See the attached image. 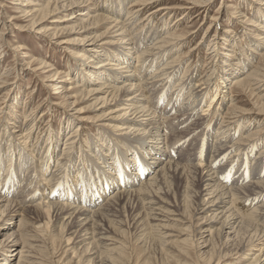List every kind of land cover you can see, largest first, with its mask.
<instances>
[{
    "label": "rangeland",
    "instance_id": "obj_1",
    "mask_svg": "<svg viewBox=\"0 0 264 264\" xmlns=\"http://www.w3.org/2000/svg\"><path fill=\"white\" fill-rule=\"evenodd\" d=\"M104 1L105 0H89L87 1L88 3H86L85 1H80L72 9L59 10L57 13H53L51 15L48 14V12H41L37 14V17L35 19L36 23L33 24L31 22L33 21L32 17H26L21 13V11L28 8L22 7L21 5H19V3L17 4V2H13V0H0V137L2 138L4 134L5 136H7V134H10V128L14 127H9L7 125V120H13L14 123L18 124L22 123L21 127L23 125L24 130H27L29 128L28 125H30V127L34 126L33 131L31 133L29 132V135L25 136V133H28V131H24V133L22 134L20 132H17L15 135H13V137L16 136V139L18 141L17 144L20 146V151L14 152L15 156H13L11 168L16 166L17 160H20L18 159L20 157V153L24 152V156H21V160L28 159L27 165L28 167L32 165L35 178L39 175V177H37L38 179L36 178L37 183L35 185L31 183L32 186L29 187L30 189L25 190V193L28 194L29 191H32L34 192V194L37 193L36 197H39L44 191L43 196H45L44 198H46L44 203L53 201L57 203L64 202L72 204L73 202H71L70 200H61V197L64 196V198L70 199V197L74 194V196H77L82 202L81 197L84 196L83 191H85V189L87 188V186L84 185L83 191H81V187H74L75 182L69 181L71 179V176L68 181L63 182L64 178H67V176L70 174L69 172H72L74 169L75 172L76 168L78 169L82 167L78 163H80V157H83V154L79 153V151L75 149L76 151H72L73 156L71 157L70 161L66 160L65 156H61L59 158L63 149L68 148V146L66 147L65 142L67 140V137L71 135L72 129L74 128L73 127L69 128L68 130H64L67 127V120H70V122H73V124H75L76 126L78 125L79 133H82L84 136H86V138H90V140L88 139V142H92L91 140L94 141L95 137H98L101 132L107 129H111L110 124L108 125L107 123L110 122L111 118L117 116L118 114L117 111L119 110V104H117V101H109L108 103H105L103 105L101 104L102 99L98 100L99 98L104 97L103 93L99 96H81L77 94L75 96L73 94L72 97L70 95L69 97H67V99H65V95L59 94V92H61L59 88L69 87L72 85L70 83H57L59 81L66 80L65 78L58 79L57 77H65L71 71H74L75 68L79 67L77 61L81 62L82 59H76L79 57L76 55L78 54V51L80 52L83 46L90 48L88 46L90 42L83 43L81 42L82 39H85L86 37H98V46H104L107 49H109V46L110 48L112 47L108 44H114V38H116V34L119 29L115 28L116 24L113 15L109 14L108 12L104 13L100 11L103 6L105 7L106 3ZM117 1L121 2L122 0H114V2ZM107 2H109V0H107ZM11 3L15 5H11ZM261 3H264V0H127L124 5L123 11H121L125 16L121 14V19L119 20L120 22H125L126 18L134 16L132 17V19H134L130 22L131 24L126 23L128 29L132 30L135 28L134 30H132L133 34L140 33L143 41L147 42V44L149 45L148 47L153 48H151L150 54H155L158 52L156 56L159 57V51L154 48L157 40H160L159 42H161V40L163 39L165 41L169 39L170 41H173L172 43L169 42L171 45L169 43L164 44L167 46H165V49L168 51V53L170 52L169 59H164L162 57V60H158L155 64L156 66L154 65V67H157V64H161L158 70L160 74L158 73L159 75L157 76H160L161 73L165 75H161L160 78L152 79V76H149V74L157 73L156 71H154L155 68L152 67L153 69H147V72L149 71V73L144 74L143 81L145 79H149L147 80L148 83L152 84V82H156L154 84L156 89L154 88V86H150V95L153 96L158 93L157 91H159L163 85L165 86L163 92L158 93V97H160L158 104L160 105V107H158V104L157 107L160 110V112L158 111L159 113L171 110L169 114L170 117L171 115L172 118L175 116L176 118H174L177 120H175L174 123L177 125V128L180 127L178 128V138L176 137L178 144L176 145L175 152L178 156V159L175 158L176 162L178 161L179 164H181L180 167H182L184 166V161L185 164L187 163V159L192 158V161L194 160L192 163L197 164V158L199 159L201 157L203 162H201V170H199V172L203 171L200 174L202 175V177L204 176V179L208 178V175L210 174H215L216 171L217 173H219V170L223 167L226 168L229 173V179L225 178V180H227L226 183H233L234 180L237 181L239 179H241V182L239 180V183L243 184H251V182H257L260 181V179L264 180V99H261V97L264 98V47H262L257 54L254 52L256 54V56L254 57L255 60H253L254 62L251 64V66L248 65L247 69L244 71L246 75L243 77L249 78V80L251 81V85L245 84L243 82L241 83V81L235 82L232 85H230L231 83H228V87H225L222 90L224 91L226 99L224 98L223 101L221 100L219 102V108L217 106L215 109L217 111L211 110L204 113L203 105H201L203 103L200 104V101L196 106H194H198V108L196 109L193 106L188 105L191 101L197 100L194 98L200 96L201 94L202 96H204V93H206L207 86L209 85L208 83H210V81L212 83L216 82V77L219 75L222 76V74L220 73H222L229 64L228 62H226L227 59H230L229 56L240 55L243 57L246 53L247 46L252 45L249 50L253 51L254 46H256L257 42L263 39L264 35H261V32H259L257 27L255 28V26L253 27L251 25V20H253V18H259ZM90 7H92V9H90ZM95 8H97L98 10ZM93 10L98 13H94ZM109 10H111V8H109ZM129 12H131L130 15H128ZM82 14H89L90 16L99 14L101 15V17L105 18V20L103 18L98 21H93L91 19L87 20L85 24L93 21L94 25L89 26L88 30L85 31L86 33H82L83 30H81L80 27V19L86 20ZM52 34H56V36H52ZM148 35L149 37H147ZM157 35H161L160 39L154 40L150 43L149 41L155 39V36ZM179 37H181L182 39H177ZM148 38L151 39L148 40ZM75 39H80V41H75ZM217 42L219 43V45H217L219 46L218 51L220 50L218 52L219 56H217V52L213 50V47L215 46V44H217ZM209 45H211L212 47ZM211 57H213V59ZM250 58L251 57L249 56V59ZM172 60L174 62H172ZM51 72H54L52 73L53 75L59 72V75L54 78H50L49 74ZM157 82L158 84L159 82H161V85L159 84L160 88L157 87ZM178 83L182 84L179 85ZM184 83L187 84V86L191 85L190 89H192L190 93L191 97L189 99V103L187 102L184 106L181 107L180 102L184 100L185 97L178 100L176 98L177 95L184 89ZM112 84L114 85V83ZM241 85L244 87H242ZM96 87L99 88V86ZM180 87L183 89H181ZM176 88H178V90ZM107 90L111 91V89ZM174 91L176 92L175 97L172 101H170V96H172ZM70 97L74 99H70ZM209 98V103H211L214 97L213 95H210ZM74 101H76V103L75 105H72ZM192 110L197 113L193 112ZM195 114L196 124L193 125L194 127H192L188 131L187 127L190 123H187V119L189 115ZM61 126H65L64 129ZM227 130H231L232 133L228 132ZM58 133L60 134V139L58 140V151L53 155V159L50 162H47V159L45 160V167H49L50 165V169L47 170L46 168V175L44 178H41L40 176L43 173L40 167L42 166L43 168L44 166V163H42L43 160H41L43 156L42 153L47 148L49 143L53 144L55 142V136L58 137ZM221 133L224 134L219 136ZM29 136L31 138H28ZM179 136L181 139L179 138ZM216 136H219L220 138H218L217 143ZM21 137L25 138L26 141ZM227 137L229 138V141H227L228 139L225 140V138ZM222 140L226 142H223ZM24 141H28V143L23 144L22 142ZM239 141H242V143L236 145V143ZM0 142V155L6 157L5 164L2 163L1 166L4 169L2 168L1 170L0 167V174H2L0 175L1 188L2 177H4L7 173L6 169H8V166L10 165L9 160L12 157L11 155L13 153H11L10 155V152L7 151V149L10 148L11 144L7 141V138ZM11 142L13 143L14 141ZM36 142H38V145H36ZM221 142L227 144L225 148L221 147V149L223 150V152L229 151L228 156L222 159L220 164H213L214 169L210 171V161L213 158L214 152L212 148L216 146L215 144H219ZM251 144H254L255 147L249 148ZM79 146L80 145H78V147ZM87 147L84 150L85 152H88L89 149L90 151H92L90 152L91 154L95 153L94 146H89L88 148ZM33 148L36 149L34 154L30 151ZM25 149H28V153L25 151ZM114 149L116 148H113L112 151H114ZM245 149L249 153H244ZM252 149L254 150V152ZM235 153L238 154L239 158H241L242 156H246L244 157L246 159L241 160L246 164L245 170L243 168V170L246 172L244 176L242 175L243 172L237 168L236 164L239 163V161L231 164V167L226 165L228 162L227 160L230 161V158ZM243 153L248 155H243ZM260 154L262 155L261 157H259ZM93 155H97V152ZM131 155L133 156L130 150L127 153V157L129 158H127L128 162L132 157ZM97 156L101 158L99 153ZM181 156L182 158H179ZM47 157L48 156H45L44 158ZM63 158L65 159V161ZM125 159L121 162L122 166L125 164L123 168H127ZM63 161L64 164L67 165L66 167L64 166L66 168L65 171L67 172L70 170L68 172V175H60L61 172H58L59 174H57V171H59V169H64V167L62 166ZM58 165L59 168L56 169L55 167ZM259 167L262 169H260ZM86 168L87 167L84 165L83 169ZM132 170H130V172L134 173L135 171ZM186 171L188 173V177H192L195 179V177H193L188 170ZM2 172H4L5 174ZM25 172L26 170L13 173V178H15L17 174L19 176L15 178L17 181L14 180V182H12L9 186L10 190H8V192L11 193L13 191V194L11 193L9 196H5V200L8 201L10 198L14 199V192L19 189L22 182H26L24 179H26L27 173L25 175ZM72 174L74 175V173ZM152 175H155L154 171L146 173L144 175L145 178L143 179V181L145 182ZM58 176L59 178H61L59 181L62 180L59 183L62 186L58 185L57 187L55 186V188L51 186V190H48V184L44 179H47L48 177L49 179L54 177L55 180L52 181H56ZM186 178L187 177L184 176V179L187 182ZM81 180L82 179L80 178L79 181H76V183H79ZM140 181H142V179ZM43 183H45V185H43ZM174 183L177 185H173L171 187V189H173V193H171V190V194L169 193L165 196L166 200L172 204V207H169V210L174 211L172 212L173 216L171 217V219L177 222L176 224L167 223L169 225H173L171 227L172 229H169L171 231L167 232V241L168 243H172L171 246H168L167 244V247H162L161 251L160 246L162 244V241H160L161 244L158 242L159 239L161 240L160 235L158 238H153L155 232H152L153 234L150 235V239H141V241L138 240L136 234L139 233V230L137 229L138 221L141 218H149V213L141 203H137L135 199L131 198L132 200H128V203L125 206L126 208L121 205H117L113 213L109 214V216L104 217V219L100 217L95 222L96 226L92 231L88 232V237L91 236V232L95 231L94 237L97 239L101 237L100 239L103 242L100 244L96 241L95 246L93 244L91 245L92 247L94 246L93 248H91L92 250L87 248V250L84 252L85 254L83 253V256L82 254H79L80 256L74 255L78 254L75 252V250L73 252V249L76 245V240L74 235L72 234L78 229L76 228L77 223L76 219L74 218L75 215L74 217L72 216V218L69 219L67 216L63 217L64 215L62 216L60 212H51L52 216L51 214L48 216L47 210H44L45 213L43 214L40 213L43 211H37L38 215L41 214L40 216L42 217V219H44V221L43 223L40 222L38 225H36L39 227H36V229L34 230L35 232L32 233L31 238H29V241L33 245L30 249L31 252L33 251V262H35L36 264H88L85 259L96 256V258L98 257V260L96 259L98 262L101 256L102 259H100L99 262L101 264V260L108 259V256L112 257L110 256L108 251L112 250V248H115V246H108L109 243H105V241H111V243H113V241L115 240V243L116 241L118 242L117 245H123L122 248L116 245L117 247L114 251L115 254L113 253L114 259L115 257L119 258L117 259L118 261L120 260L119 264H199V244H195L196 240L199 239V235L201 233L198 231L202 222L199 220V207L193 204L194 206H191L190 208L189 205L191 202L185 195L190 193H185L184 195H182L181 192H178L176 190L180 185V187L183 186L186 188V185H188V183L184 184L185 182H182L179 186V182L175 181ZM130 186H133V184L128 185V188L126 189H133V187ZM46 189L48 190V192H46ZM98 189L99 186L97 189L95 188V193L94 191H92L93 194L88 196L89 198H91V202H94L96 200L99 201L100 204H106V200L109 199L111 195L120 192L118 190L120 189L119 187H114L115 190L112 188L111 190H102L101 192H99ZM195 191L199 192L200 190L199 188H196ZM206 194L207 193L204 192V196ZM97 195L98 198H96ZM193 197L195 200V194H193ZM259 200L260 199L254 201L256 205L254 204L253 208H256L255 206L262 205L261 203L257 202ZM83 201H85V198ZM73 205L79 206L78 203H73ZM148 205L149 203H146L145 207ZM251 205L247 207L249 208ZM92 206H90L91 208L89 206H85L84 209L87 208L86 210L91 211L93 210L92 208H95ZM99 207H101V205ZM239 207L242 208V205H240ZM117 208H119V212L117 211ZM185 211L188 212L185 213ZM136 216L138 219L136 218ZM258 218L259 217H257L256 221H253V226H255V228L263 229L264 224H262V221H264V216L263 218L260 217V221L258 220ZM16 219L19 218L15 216V218H9L7 220L5 225L7 228L6 231H14L13 229L15 228V225H13V221H16ZM97 225L99 227H97ZM191 225L193 226V228L188 231L187 228L191 227ZM85 227L86 224L83 230H85ZM79 231H81L80 228ZM1 233L2 230L0 229V234ZM115 233L117 235H115ZM77 234L83 237L84 235H86V232L81 231ZM184 234H187L188 236L191 234H195L196 237L194 239L195 241L193 246L188 245L185 242L181 243L187 238V236H184ZM108 238L110 239L108 240ZM0 239L6 238L0 235ZM189 239H191V237ZM30 242H28V244ZM97 246L99 249H97ZM260 246L264 251V241H262L260 245H257V247H254V251L251 252V254L257 253ZM21 248L22 247L19 245L14 253L16 251H19ZM94 248H96V250ZM165 249L168 253L165 251ZM98 250H100L101 254ZM202 250L204 251V249ZM185 253H188V255H185ZM105 256L107 257L105 258ZM240 256L242 255L240 254ZM18 258L19 256L15 255L12 258V264H16ZM250 258H252V256H232L223 259L220 264H241L245 259ZM204 264H207V261H204Z\"/></svg>",
    "mask_w": 264,
    "mask_h": 264
},
{
    "label": "bare ground",
    "instance_id": "obj_2",
    "mask_svg": "<svg viewBox=\"0 0 264 264\" xmlns=\"http://www.w3.org/2000/svg\"><path fill=\"white\" fill-rule=\"evenodd\" d=\"M14 1L17 2V4L19 3V5H21L22 7L28 8V9H24L23 11H21V13H22V15H25L26 17H32L33 21H31V22L33 24H35L36 23L35 19L37 17V14H39L41 12H48V14L51 15L53 13H57L59 10L72 9L80 1H85L86 3H88L87 1H89V0H13V2ZM126 1L127 0H122L121 2H118V1L114 2V0H109V2H107V0H105L104 1L106 3V4L104 3L105 7L103 6V8L100 10L101 12H104V13L108 12L109 14L113 15V18H115L114 21L116 24L115 28L119 29L117 31V34L115 33L116 38H114V40H115L113 42L114 44H112L111 42H110L111 44H108V45H111L112 47L110 48V46H109V49H107L104 46H98V42H99L98 37H94V38L86 37L85 39H82L81 42H83V43L90 42L89 45L87 44L90 48L83 46L81 48V51L80 52L78 51V54H76L77 56H79L76 59H82L81 62L77 61L79 64L78 65L79 67L75 68L74 71L70 70L71 72L65 77H57L58 79L59 78H65L66 79L63 81H59L57 83H70L72 85L69 87L59 88L61 91V92H59V94L65 95L64 96L65 99H67V97H69L70 95L72 97L73 94L75 96H76V94L81 95V96H83V95L84 96L85 95H87V96L88 95L99 96L100 94L103 93L104 97L98 99V100L102 99L101 104L104 105L105 103H108L109 101H113V102L117 101V104H119V110L117 111L118 112L117 116L111 118L110 122L107 123L108 125L110 124L111 129L110 130L107 129V130L101 132V134H99L98 137H95L94 141L91 140L92 142H88V139L90 140V138H86V136H84L82 133H79L78 125L76 126L75 124H73V122H70V120H67V122H66L67 127L65 129H64L65 126L64 127L61 126L64 130H68L69 128H73V127L74 128L72 129L71 135L69 137H67V140L65 142V145H66V147L68 146V148L63 149L61 155L60 156L58 155L59 158L61 156H63V157L65 156V159L70 161L71 157L73 156L72 151L75 149L78 150L79 153H82L83 157L82 156L80 157V159H79L80 163H78L82 167L78 168V169L76 168L75 172H74V170H75L74 168H73L74 170L72 172H69L70 170L67 172L65 171L66 170L65 167L67 165L64 164L65 159L63 158L64 161L62 162V164H63L62 166L63 167L65 166V167H64V169H61V170L59 169V171H57V174H59L58 172H61L60 175H62V174L68 175V172H69L70 174L67 176V178L66 177L64 178L63 182L68 181L70 179V176H71V179L69 181L75 182L74 187H76V188L81 187V191H83L84 185L87 186L85 191H83L84 196L81 197L82 202L79 200V198L77 196H74L75 194L72 195L70 197V199L64 198V196H62L61 200H63V199L70 200L71 202H73L75 204L78 203L79 206L73 205V203L72 204L64 203V202L62 203L59 201H58L59 203L53 202V201L44 203L45 199H46V198H44L45 196H43L44 191L41 193L42 196L41 195L39 197L37 196L38 198L36 197L37 193L34 194V192H32V191H29L28 194L25 193V190L30 189L29 187H31L32 184L35 185L37 183L36 178L39 177V175L35 178L32 165L29 167L27 165L28 159L27 160H21V156L23 155L24 152L20 153V157L18 158L20 160H17L16 166L11 168L13 156H15L14 152L20 151V146L17 144L18 141L16 139V136L13 137V135H15L17 132H20L22 134V133H24V131H28V133H25V136L29 135L33 131L34 126L30 127V125H28L29 128L27 130H24L23 125L21 127L22 123L18 124V123H14L13 120H11V121L7 120V125L9 127H11V126H14V127L10 128V130H11V132L9 131L10 134H7V136H5V134H4V136L2 138L0 137V141H3L4 139L7 138V141L9 143H11L10 148L7 149V151L10 152V155H11V153H13V154L11 155L12 157L9 160L10 165L8 166V169H6L7 173L4 177H2V186L0 188V194H2V195H0L1 196L0 197V229L2 230V233L0 235H2L3 237L6 238V239H0V264H12V258L15 255L19 256L16 264H36L35 262H33V257H32L33 251L31 252V250H30L33 245L29 241L30 240L29 238H31L32 233L35 232L34 230L36 229V227H39L36 225H38L40 222L43 223V221H44V219H42V217L40 216L41 214L38 215L37 211H39V212L43 211V212H40L43 214V213H45L44 210H47L48 216L51 214V212H54V213L60 212L62 216L64 215L63 217L67 216L69 219H71L72 216L74 217V215H75L74 218L76 219V223L78 224V225L76 224V228H78V229L75 232H73V234H72V235H74L75 240H76V245H75L74 249L73 248L72 249H73V252L75 250V252L78 253V254H74V255L82 254V256H83V253L87 250V248L92 250L91 248H93L96 245V243H95L96 241H97V243H100V244L103 242L100 239L101 237L98 239L94 237L95 231L91 232V234H90L91 236L88 237V235H89L88 232L92 231L96 226L95 222L100 217L104 219V217L109 216V214L113 213L115 211V208L117 207V205H121V206L125 207L128 203V200L131 198L135 199L137 201V203L138 202L141 203L144 206V208L146 209V211H148V213H149V215H148L149 218H146V217L141 218L138 221L137 229L139 230V233H136L138 240L141 241V239L142 240L143 239H145V240L150 239L151 238L150 235L153 234L152 232H155L154 237H153V235H152V237L158 238L160 235L161 240L159 239L158 242L160 243V241H162V244L160 243L161 244L160 247H161V251H162V247L166 248L167 244H168V246L172 245V243H168V241H167V238H168L167 232L171 231L169 229H172L171 227L173 226V225H169V224L170 223H175V224L177 223L175 220L171 219V217L173 216L172 212H174V211H170L169 207H172V204L169 201H167L165 198V196L167 194H169L171 190H172L171 193H173V189H171V187L173 185L174 186L177 185L174 183L175 181L179 182L178 186L182 182L183 183L185 182L184 184L188 183V185H186V188L183 186H182L183 187L182 188V187H180L181 186L180 185L179 188L176 190L178 192H181L182 195H184L185 193H190V194H185L186 197H188L190 202H191L189 205L190 208H191V206H194V205L199 207V212H198L200 215L199 220L202 222H201V226L199 227L198 231L201 233L199 235V239H197L198 241L196 240V242H195V244H199L198 245L199 250H200L199 251L200 257L198 256L199 264H204V261H207V264H220V262L223 259L229 258L232 256H239V257L252 256V258H250V259H245L244 262H242L241 264H264V259H263L264 258V251H263L261 246L259 247V250L257 251L258 254L257 253L251 254V252L254 251V247H257V245H260L262 243V241H264V228L260 229V228H255V226H253V221H256L257 217L263 218V216H264V180L260 179V181H257V182L254 181V183H252L250 181L251 184L250 183L249 184L239 183V180L241 182V179H239L237 181L234 180L233 183H226L227 180H225V178L229 179V173H228V170L226 168H223V167L219 170V173H217V171L215 173V171H214L215 174H210V175L207 174L209 177L204 179V176L202 177V175L200 174L203 171L199 172V170H201V162H203L201 157L199 159L196 157L197 161H198L197 164L192 163L194 161V160L192 161V158H189L186 160V162L188 164L187 163L185 164V161H184V166H182V167H180L181 164H179L178 161L176 162V159H178V156L176 155L175 152H176V145H178L177 144V138H178L177 135H178V131H179L178 128H180V127L177 128V125L174 123V121L177 120V119H175L176 117L174 116L175 118L174 117L172 118V115L170 117L169 114H170L171 110L167 111V112L159 113L160 110L158 108V107H160V105L158 104L159 99H160V97H158V93L163 92V90L165 89L164 88L165 86L163 85L162 88H160L159 84L161 82H159V84L157 82V84H158L157 87H159L160 90L157 91L158 93L155 96H153V95H150V93H151L150 86L153 87L156 82L155 83L152 82V84L148 83L147 80H149V79H145L143 81L144 74L149 73V71L147 72V69L154 67V65L157 63L158 60H162V57L164 59H166V58L169 59L170 52L168 53V51L165 49L166 45H164V44L169 43V42L172 43L173 41H170V39L165 41L163 39V40H161V42H159L160 40L158 41L157 39H160L161 35L155 36V39H153L149 42L151 43L154 40L158 41V42L156 41V44L154 43L155 44L154 48L159 51V57L156 56V54H158V52L155 54L152 52L153 54H150L152 47L151 48L148 47L149 45L147 44V42L143 41V38L140 35V33L133 34L132 30H134L135 28L132 30L128 29L127 24L128 23L131 24L130 22L134 19V18L132 19V17H134V16H132V17L127 16L128 18H126L125 22L119 21L121 19V14H122L121 11H123ZM196 3H198V2H196ZM134 4H135V2H134ZM142 4H144V3H142ZM11 5H15V4L11 3ZM97 8H95V9H97ZM109 8H111V10H109ZM90 9H92V7H90ZM181 9H182V7H181ZM95 12L96 11H94V13ZM96 13H98V12H96ZM130 14H131V12H129L128 15H130ZM82 15L86 19V20L80 19V27H81V30H83L82 33H86L85 31L88 30V27L94 25L93 21H98V20H101L103 18L99 14H95L92 16H90L89 14H82ZM123 16H125V15H123ZM257 16H256V18H257ZM89 19H91L93 21H91L88 24H85L86 21ZM103 19L105 20V18H103ZM257 19L253 18V20H251V22H252L251 25L253 27L255 26V28L257 27L259 32H261V35H264V3H261V10L259 11V18H257ZM153 30H154V28H153ZM157 34H158V31H157ZM52 36H56V34H52ZM182 36H183V34H182ZM147 37H149V35ZM151 38H153V37H151ZM151 38H148V40ZM177 39H182V38L179 37ZM75 41H80V39H75ZM217 45H219L218 42L213 47L214 48L213 50L215 52H217L216 54H217V56H219L218 52L220 50L218 51L219 46H217ZM209 46H211V45H209ZM251 46L252 45L247 46L246 53L243 57L240 55L229 56L230 59L229 60L227 59V61H226L229 64L227 65L226 69L222 73H220V74H222V76H220V75L217 76L216 82L212 83L210 81V83H208L209 85L207 86V91H206V93H204V96H202V94L196 98H194V96H193V98L197 99L198 101L193 100L189 103V101H190L189 99L191 97L190 93H191L192 88L190 89L191 85L187 86V84L184 83V86H185L184 89L180 87L183 90L177 95V98H176L178 100V99H182L185 97V99L180 102L181 107L184 106L187 102L189 103L188 104L189 106L194 107L200 101V104L203 103L201 105H203V112L204 113L209 112L211 110L213 111L219 105V102L221 100L222 101L224 100L225 95H224V91H222V90L225 87H228V83H231L230 85H232L235 82L241 81V83L243 82L245 84L251 85L250 84L251 81L249 80V78L243 77L246 75V73H244V71L247 69L248 65L251 66V64L254 62L253 60H255L254 57L256 56V54L261 50L262 47H264V36H263V39H261L259 42H257L256 46H254L253 51L249 50V48H251ZM155 49H154V51H155ZM248 51H249V53H248ZM16 52H17V50H16ZM243 54H244V52H243ZM249 56L251 57L250 59H249ZM211 58L213 59V57H211ZM171 59H172V57H171ZM172 62H174V61L172 60ZM175 62H177V61H175ZM177 63H179V62H177ZM169 64H168V68H169ZM160 65L157 64V67H154L155 68L154 71H156L157 73L149 74V76H152V79L160 78L161 75H165V74L161 73L160 76H157L160 74L158 71L160 68ZM174 65H175V63H174ZM166 68H165V70H166ZM255 72H260V71H255ZM52 73H54V72H51L49 74L50 78H54V77L59 75V72L55 73L54 75ZM215 75H217V74H215ZM49 76H47V77H49ZM183 80H182V82H183ZM112 83H114V85ZM180 84H182V83H180ZM205 85H206V83H205ZM96 86H99V88H97ZM242 87H244V86H242ZM154 88H155V86H154ZM178 88H176V89L178 90ZM107 89H111V91L110 90L108 91ZM252 89H254V88H252ZM152 91H154V90H152ZM175 91L172 94V96H170L171 97L170 101H172L174 99L175 93H176ZM210 95H213V97H214V99L211 103H209V99H210L209 96ZM71 97H70V99H74ZM261 99L263 100L264 98L261 97ZM66 101H68V100H66ZM75 103H76V101H74L72 105H75ZM157 104H158V107H157ZM194 108L196 109V108H198V106L194 107ZM201 108H202V106H201ZM218 108H219V106H218ZM204 109H205V111H204ZM187 110H189V109H187ZM194 110H192V111L195 112L196 110L195 111ZM215 111H217V110H215ZM187 112H189V111H187ZM195 113H197V112H195ZM195 118H196V114L195 115H189V117L187 119L188 120L187 123H190L189 126L187 127L188 131L192 127H194L193 125L196 124ZM61 125H63V124H61ZM59 126H60V124H59ZM227 131L231 132V130H227ZM223 134L221 133L219 136H221ZM228 135H231V134H228ZM25 136H23V137H25ZM219 136H216V138H217L216 143L218 142L217 140H218ZM23 137H21V138H23ZM228 137L225 138V140L228 139L227 141H229ZM28 138H31V137L29 136ZM179 138H180V136H179ZM23 139L26 141L25 138H23ZM59 139H60V134L58 135V137L55 136V142L53 140V142H54L53 144L49 143L47 148L46 149L44 148L45 150L42 153L43 156L41 159V160H43L42 163H44V166H43V168H42V166L40 167V169L42 170V173H43L40 176L41 178H44L46 175L45 169L46 168H47V170L50 169V165H49V167H47V166L45 167V160L47 159V162L48 161L50 162L53 159V155L56 154L58 151V147H59V141L58 140ZM11 141H14V142L12 143ZM25 141L22 143L27 144L29 140L27 142H25ZM223 142H226V141H223ZM241 143H242V141H239L236 143V145H239ZM0 144H1V142H0ZM36 145H38V142H36ZM78 145H80V146L78 147ZM215 145L216 146H214V148H212L214 150V152H213V158L210 161V163H211V165L209 166V168H211L210 171H212V169H214L213 164L214 165L220 164L221 160L226 158L228 156V152H229V151L223 152V150L221 149V147L225 148L227 146L226 143L221 142V143L215 144ZM51 146H52V148H51ZM87 146L88 147L94 146L95 147V153L91 154L90 152H92V151H90L89 149H88V152H85L84 150L86 149ZM252 147H255V145L251 144L249 146V148H252ZM1 148H3V147H1ZM102 148H103V150H102ZM113 148H116V149H114V151H112ZM229 148H231V147H229ZM23 149H24V147H23ZM130 150H131V154H133V156L131 155L132 157L130 158V161L128 162L127 161V158H128L127 153ZM25 151L28 153V149H25ZM30 151L34 154L36 149L33 148ZM132 151H133V153H132ZM96 152H97V155L99 153L101 158L98 157L97 155H93V154H96ZM245 152L249 153L248 151H246V149L244 150V153ZM253 152H254V150H253ZM48 153L50 156L48 155ZM230 153H231V151H230ZM244 153H243V155H248V154H244ZM180 154H181V152H180ZM261 154L259 155V157L262 156ZM45 156H48V157L44 158ZM244 157H246V156H242L241 158H239L238 154L235 153L230 158V161L227 160L228 162L226 165L231 167V164L239 161V163H237V164L235 163V164L237 165V168L243 172L242 175L244 176L246 174V172L244 171L246 168V164L241 161V160L246 159ZM179 158H182V156ZM15 159H16V157H15ZM124 159H125V162L127 163V166H126L127 168H123L125 164L123 166L121 164L122 160H124ZM5 162H6V157L5 156L3 157V155H0V167L2 166V163L5 164ZM32 164H34V163H32ZM35 164H37V163H35ZM84 165L87 167L86 168L87 170L83 169ZM36 167H38V166H36ZM2 168L3 167H1V170H2ZM55 168L56 169L59 168V165L56 166ZM243 168H244V170H243ZM40 169H38V170H40ZM125 169H127V170H125ZM260 169H262V168H260ZM23 170H26L25 175L27 173L26 179H24L26 182H24V183L22 182L21 185L19 184L20 185L19 189L17 191L15 190L16 192H14V197H13L14 199L10 198L8 201L5 200L4 197L9 196L13 192V191L11 193L8 192V190H10L9 189L10 184L12 182H14V180H16L15 178H17V176H19L17 174V176L15 175L16 177L13 178V173L14 172L15 173L21 172ZM130 170L135 171V172L132 173V172H130ZM186 170H188L192 174V176L195 177V179L192 177L191 178L188 177L187 176L188 173ZM202 170H204V169H202ZM150 171L151 172L154 171L155 175H152L148 179L146 178L147 180L144 182L143 181V179L145 178L144 175ZM0 173H1V171H0ZM2 173H4V172H2ZM72 173H74V175ZM198 173H199V176H198ZM39 174H41V173H39ZM0 175H2V174H0ZM219 175H220V177H219ZM184 176L187 177L186 178L187 182L185 181ZM49 177L47 179H44L48 184L47 185L48 190H51V186H53L55 188V186L57 187L58 185H60L59 183L62 180L59 181L61 179V178H59V176L57 177L56 181H52V180H55L54 177H52L50 179H49ZM41 178H39V179H41ZM80 178L82 180L79 183L78 182L76 183V181H79ZM141 179H142V181H140ZM193 179H194V181H193ZM245 179H247V178H245ZM40 182H39V184H40ZM132 184H133V186H130V187H133V189L132 188L126 189V188H128V185H132ZM43 185H45V183H43ZM12 186H14V185H12ZM60 186H62V185H60ZM98 186H99V189H98L99 192H101L102 190H111L112 188L114 189V187H116V188L119 187L120 189H118V190L120 192L117 191L118 193L111 195L109 197V199L106 200V202H107V203L105 202L106 204H100V202L96 201V200L94 202H91L90 201L91 198H89L88 196L93 194L92 191H94V193H95V188L97 189ZM40 187H41V185H40ZM204 187H205V189H204ZM196 188H199L200 191L196 192L195 191ZM48 190L46 192H48ZM90 191H91V193H90ZM204 192L207 193L205 196H204ZM30 193H31V195H30ZM39 193H38V195H39ZM193 194H195V200H194ZM51 197H52V195H51ZM133 197H136V198H133ZM55 198H56V196H55ZM84 198H85V201H83ZM96 198H98V195ZM258 199H260V200L257 202L261 203L262 205L261 206H255L256 208H253V206L255 204L254 201H256ZM73 200H76V201H73ZM140 200H141V202H140ZM146 203H149V205L145 207ZM100 205H101V207H99ZM240 205H242V208L239 207ZM249 205H251V206L248 208L247 206H249ZM85 206H89V207L92 206L95 208L98 207L99 209L98 208H96V209L92 208L93 210L90 211V210H86L87 208L84 209ZM117 209L116 210L119 212V208H117ZM187 212L188 211H185V213H187ZM15 216H17L19 219H16V221H13V225H15V228L13 229L14 231L13 232L6 231L7 228L5 225H6L7 220L9 218L10 219L15 218ZM51 216H52V214H51ZM44 217H45V215H44ZM134 217H135V215H134ZM141 217H142V215H141ZM136 218H137V216H136ZM259 218H258V220L260 221L261 218L260 219ZM262 222L261 223L264 224V221H262ZM84 223L86 224L85 230H83V228L85 226ZM167 223H169V224H167ZM61 224H63V223H61ZM97 227H99V226L97 225ZM79 228L82 232L85 231L86 235H84L83 237H81V235H78L77 233L81 232V231H79ZM192 228H193V226L191 225V227H188L187 229H188V231H190V229H192ZM60 229H61V227H60ZM166 229H167V231H166ZM110 234H111V232H110ZM97 235H99V234H97ZM115 235H117V234L115 233ZM204 235H206V236H204ZM184 236H187L188 239L186 238L181 243L185 242L188 245L193 246L194 241H195L194 239L196 237L195 234H191L189 236L187 234H184ZM190 237H191V239H189ZM109 239L110 238H108V240ZM69 240H68V242H69ZM75 240H74V242H75ZM104 241H105V238H104ZM28 242H30V243L28 244ZM105 243H109L108 246H112V247L115 246V248H112V250H110L111 249L110 248L109 249L110 251H108L110 256H112V257H109L108 256L109 254L106 252L108 254V255L106 254L108 256V259L101 260V264H105V262H106V264L107 263L108 264H119L120 260L119 261L117 260L119 258L115 257V259H114L113 253H114L117 246H120L122 248L123 245L122 246H121V244L117 245L118 242L116 241V243H115V240L113 241V243H111V241L110 242L105 241ZM92 244L94 245L93 247L91 246ZM19 245L22 248L19 251H16L14 253V251L16 250V248ZM107 248H109V247H107ZM164 248H163V250H164ZM94 249L96 250V248H94ZM97 249H99L98 246H97ZM202 249H204V251ZM226 249H228V250H226ZM98 251L101 254L100 250H98ZM165 251H166V249H165ZM94 252H96V251H94ZM240 254L242 256H240ZM165 255H166V253H165ZM185 255H188V253H185ZM107 256H105V258ZM97 258H96V256L95 257L93 256L92 258L89 257L85 260L88 262V264H100L99 262H100V259H102V258L100 256L98 262H97V260H98Z\"/></svg>",
    "mask_w": 264,
    "mask_h": 264
}]
</instances>
